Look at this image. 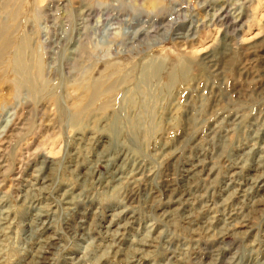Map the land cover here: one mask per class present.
I'll use <instances>...</instances> for the list:
<instances>
[{
  "label": "rangeland",
  "instance_id": "rangeland-1",
  "mask_svg": "<svg viewBox=\"0 0 264 264\" xmlns=\"http://www.w3.org/2000/svg\"><path fill=\"white\" fill-rule=\"evenodd\" d=\"M0 30V264H264V0H0Z\"/></svg>",
  "mask_w": 264,
  "mask_h": 264
},
{
  "label": "bare ground",
  "instance_id": "bare-ground-1",
  "mask_svg": "<svg viewBox=\"0 0 264 264\" xmlns=\"http://www.w3.org/2000/svg\"><path fill=\"white\" fill-rule=\"evenodd\" d=\"M1 33H3V30H0V34ZM2 36V35H1ZM10 45V40L8 39V38H5V37H3V39H1V41H0V49L1 50H3L5 47H8ZM208 54H210V53H208ZM185 69V67H184V65L183 64H181L180 66H179V70H184ZM150 73V75L153 77L154 76V74H157L156 72H155V69H151V68H148V69H146L145 71H143V73H142V75H141V78H146V76H149L148 74ZM169 79H171V77H169ZM95 88V87H94Z\"/></svg>",
  "mask_w": 264,
  "mask_h": 264
}]
</instances>
